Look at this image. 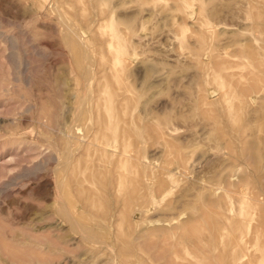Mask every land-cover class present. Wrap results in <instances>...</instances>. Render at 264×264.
<instances>
[{
	"label": "rangeland",
	"instance_id": "rangeland-1",
	"mask_svg": "<svg viewBox=\"0 0 264 264\" xmlns=\"http://www.w3.org/2000/svg\"><path fill=\"white\" fill-rule=\"evenodd\" d=\"M99 7L104 13L111 9L110 18L101 26ZM263 17L264 0H0V264H122L117 246L120 233L140 245L132 254L123 250L122 256L129 264H137L140 257L142 264H168L167 255L162 254L163 239L179 241L175 229L189 221L205 227L202 238L207 237L221 212H228L227 207L238 209L242 193L236 190L237 184L246 180H250L249 193H260L263 201L260 209L248 208L256 222L264 213V83L248 102L244 100L243 87L231 90L224 84L238 79L251 81L250 74L264 76V51L255 50L249 40V35L256 34L251 26ZM64 18L72 22V27L69 21L66 25L77 28L79 42L86 46L91 59L89 88L105 79L108 88L116 90L118 85L109 76V65L116 68L122 63L116 66L111 62L117 53L115 48L122 45L129 59L118 69L123 73L121 80L133 90L129 96L132 101L134 97V103L127 106L130 114L143 117L152 110L160 119L168 117V124L176 127L177 148L171 152L160 149L158 138L150 133L140 142L132 135L124 137L129 142L133 139V144L140 143L141 179L149 183L154 200L144 212L133 210L123 222L121 205L109 184L111 175L94 177L98 153H85L90 140L83 130L86 125L71 120L78 73L71 49L61 38L65 36V26L59 19L64 22ZM115 29L121 37L119 41L112 40L116 43L112 42L113 48L107 40ZM260 37L264 38V33ZM217 48L224 49L227 55L210 58L207 53ZM241 53L244 55H236ZM222 66L227 67L226 73ZM204 68L210 73L207 78L203 77ZM215 76H220L223 85L213 80ZM225 87L229 89L228 98L217 104ZM202 90L211 106L200 102ZM224 104L238 110L242 107V124L249 126L248 132L235 140L239 148L236 156L214 140L211 117L207 116L210 121L203 120L202 109L219 112ZM134 123L145 126L144 119ZM68 137L73 143L72 156L64 161L62 153ZM117 140L121 143L118 137ZM179 147L182 151L177 153ZM66 162L68 168L63 167ZM73 177L80 181L78 185ZM61 188L72 192L78 217L94 235L101 234L102 240H84L82 232L71 230L61 218L57 211ZM104 190L111 193L107 195ZM233 193L240 195L237 200ZM87 196L94 202L92 207L82 206ZM261 218V237H254L251 253L254 259L263 254L258 259L264 261V214ZM202 240L192 241L193 245L182 240L186 250L182 255L193 260L189 250L196 243L204 245L206 238ZM187 242L192 249L187 248ZM143 245L147 246L145 250ZM182 255L181 260L178 257V262L172 260L169 264H190Z\"/></svg>",
	"mask_w": 264,
	"mask_h": 264
},
{
	"label": "bare ground",
	"instance_id": "bare-ground-1",
	"mask_svg": "<svg viewBox=\"0 0 264 264\" xmlns=\"http://www.w3.org/2000/svg\"><path fill=\"white\" fill-rule=\"evenodd\" d=\"M101 3L102 2L98 3V5H100ZM79 4H80V2H79ZM98 10H99V14H100L98 25L101 26V23L103 21L104 22L106 20L108 21V18H110L111 9L108 8V11L107 12L105 11V13L103 12L104 10L100 7ZM101 12H103V13H101ZM259 16H257V17H259ZM65 18H64V20H65ZM59 20H61V23H63L65 26V34L63 33L65 36H64V38L63 37H61V38L63 40H65L63 42H65L69 46L68 48L71 49L70 52L72 53V56H73V64H74L75 68L77 69V73H78L77 79H76V87H75L77 89V91L74 94L75 101H74L73 111L71 113V117H72L71 120L74 122H78L79 124L86 125V127L84 126L83 130H86L85 135H87L90 140L88 139L89 142H88V145L85 149V153L88 152L87 154L89 155L90 150L92 152L98 153V159L95 162L96 166L93 168L95 170L94 171L95 172V175H94L95 178H97L98 175L99 176H103V175H109L110 176L111 175L109 184L111 186V189L113 190V194L116 197L117 202L120 203V205H121V209H120V215H121L120 219L121 220L120 221H122V220L126 219L127 216L129 215V213H131L133 210H137L138 212H141V211L144 212V208H146L148 205H150V203H152L154 200L153 199L154 194H153L151 187L149 186V183L147 182V180L143 181V179H141V174H140L141 170L139 169V167H140L139 161L141 158L140 145H139L140 143L139 144H133V139H130L131 140L130 142H132L130 144V142L127 141V138H124V137H126V136L129 137L130 135H132L133 138L135 137L137 139V142H138V140L140 142L145 136H148L150 133L152 136L158 138L159 143H160V149H163V151L169 150V152H171L170 149L173 150V149L177 148V145H175V142H174V139H176V137L174 136L175 132H176V127L168 124L169 123L168 119H167L168 117L166 118V117L162 116L163 117L162 118L160 116L161 117V119H160L157 116L158 114L156 115L155 113L152 112V110L148 111L143 117H141L137 114L136 115L130 114L129 110L127 109V106L132 105V103H134L133 102L135 100L134 97L131 96V98H133V101H132L130 99V96H129L130 92H133V90L131 88H129V86L125 85V83L122 81L123 80L122 79L123 73H121V71H120L121 75L119 76L120 73H119V69H118L119 65L122 67V65H125V63L129 59L128 58L129 55L124 54L125 52L122 49V45H118V47L115 48V52L117 51V53L114 54L112 59H111L112 60L111 62H113L115 64L122 62L121 63L122 65L118 64V66H117V64H116V66H117L116 67L117 69H116L114 67V65H112V63L111 64L108 63V64H110L109 65V68H110L109 76L112 78L113 82H116L117 84L116 83L115 84L118 85L116 87V90H113V91L110 90L108 88L109 82L107 83V80L103 79V77H101V79H103L104 81H102V82L99 81L97 85L95 84L96 87H94L93 89H91L92 88L91 85H90L91 88H89L90 86L88 84V80L91 79L89 77L93 74H91V68L89 69V65L91 64L90 63L91 61L88 62L90 58H89V55L87 52V48L85 45H84L85 47H83L82 42L81 43L79 42V39H81V38L80 37L78 38V34L76 33V32H78V30L77 31L75 30L77 28H75V29L71 28L72 22L69 21V19H68L69 23L71 22V27H70V26H68V25H70L69 23L66 25V23L68 22V21H66L67 19L64 22L62 19H59ZM261 20H262L261 22L259 21V22L254 23L253 25L251 24L252 25L251 28L254 30V32H256V34L253 33L252 36L249 35V37H250L249 40L251 39L250 41L253 43L254 49L258 50V51L259 50L264 51V38L260 37V34L264 33V17ZM104 22H103V24H104ZM180 27H183V26H180ZM102 29H104V28H101V30ZM210 30H211V28H210ZM211 33H209V34H211ZM102 34H103V32H102ZM119 34H120V32L118 33L116 31V29L114 30L113 33H110L109 38H108L109 40H107L108 44H112V45L116 44L112 40L116 39V40H114L115 42L119 41V39H120L119 37H121V35H119ZM201 36L203 37L204 34L202 33ZM112 45H110V46L112 47ZM114 47H115V45L113 46V48ZM83 48L84 49L86 48V49L84 50ZM221 49L222 48H217L216 50L207 53V55H210V58H213L214 55H216L217 57H219V55H220V57H221V55H227L226 54L227 52L224 49H222L223 53H224V54H222ZM111 50H113V49H111ZM252 52L255 53V51H252ZM118 53H120V54H118ZM127 53H128V51H127ZM112 54L113 53L111 52V55ZM111 55H109V57ZM236 55H244V54L241 53V54H236ZM102 60H104V59H102ZM221 64H224V62H222ZM98 65L100 66V62ZM114 68H115V70H114ZM123 68H124V66H123ZM225 68H227V67L226 66L221 67V70L222 71L224 70V73H226ZM229 68H232V67H229ZM261 68H263V67H261ZM204 69L205 70H203V77L206 76V78H207L208 77L207 73H208V75H210V73L206 68H204ZM107 70H108V68H107ZM121 70L124 71L123 69H121ZM261 74L262 73L255 74V75L250 74L249 78L251 81H244L243 82V81H240L238 79V80L231 81V82L227 81V83L224 85H227V87L231 90H233V89L238 90L239 88L241 89L243 87V93L245 94L243 97H244V100L247 101V100H249V96H251L256 91H258V89L264 83V78H263L264 76L261 78V76H262ZM231 75H229V76H231ZM99 79H100V77H99ZM213 80L218 81V82L220 81V85H223V81L221 80L220 76L218 78H217V76H215ZM227 87H225V90L221 93V96L218 97V99L216 100V103L218 102L220 104L221 101L226 102V99L228 98V93H229V89ZM89 89H91V90H89ZM204 91L202 92V94L199 92L200 102H202L204 104H208L211 106L212 102L207 99L205 94L203 95ZM71 96H73V95H71ZM198 98H199V96H198ZM129 100H131L132 102L131 101L129 102ZM127 103H128V105H127ZM216 103L214 102L213 104H216ZM202 106H204V105H202ZM207 107H209V106H207ZM207 107H203V108H207ZM211 109L212 108L205 109V110L202 109V111H203L202 114L204 113L203 116L204 115L206 116V117L204 116L203 120H206L207 116L211 117V121H210V119H207V120H209L211 123L214 124L213 125L214 126L213 127V129H214V133H213L214 134V136H213L214 140H217L218 144H220L222 146V148H225V151L227 150L228 154H230L232 156H236L238 154L239 148H237L238 144L236 145L237 142H235V140L238 139L240 136H244V134L246 132H248V129H249L248 128L249 126L247 124H242V117H241L242 107H241V110H238V108H235L232 104H224V105H221V107H220L221 111L219 110V112H217V111L215 112V110H214L213 111L214 113L210 112ZM128 112H129V115L127 114ZM220 117H222V119H220ZM137 119L138 120L144 119L145 120V126L144 125H142V126L141 125H138V126L135 125L134 122ZM219 120L221 122H223V125L220 124ZM72 121H71V123H72ZM137 122L139 123V121H136V124H138ZM71 123H69L68 125H70ZM207 123H209V122H207ZM217 123H218V125H216ZM79 124L76 125V123H74V125H76V126H79ZM70 126L68 128L66 127L68 129L67 131H69V132L71 131ZM73 128H75V127L73 126ZM77 130H79V128ZM211 130H212V128H211ZM74 133H75V131H74ZM81 133H80V135H81ZM226 133L227 134L230 133L231 135L228 134L226 137L225 136ZM67 134H68V132H67ZM70 134H71V132H70ZM76 134L77 133H75V135ZM70 137H72V136L70 135ZM117 137L120 139L121 143L118 142ZM83 138H82V140H83ZM68 139H69V137L67 138V142L64 144V147H63V153L62 154L64 155V157H62V159H64V161H69L70 156H72L71 155L72 154V151H71L72 145L71 144H73V143H71V141H69L70 139L69 140ZM78 140H80V138H78ZM125 140L127 142H125ZM83 142H84V140H83ZM81 144L82 143H80L79 146ZM73 149H74V146H73ZM180 150H181V147H179L177 149V153H180ZM166 154H167V152H166ZM179 155H180V157L182 156V154H178V156ZM182 158H184V157H182ZM195 159H194V161H195ZM198 159L199 158H197L196 160H198ZM71 160H72V158H71ZM188 161H190V160H188ZM62 162H63V160H62ZM88 162H86V164ZM64 163H62V164L64 165ZM193 164H191V165H193ZM66 165L68 166L69 163L66 162V164L63 167H65ZM186 165H187V163H186ZM232 165H233V163H232ZM73 167L76 169V166H73ZM65 168H68V167H65ZM76 170H75V172H76ZM75 172L73 174H75ZM144 173H145V171H144ZM228 174H229V172H228ZM172 176L168 175V178H170V177L172 178ZM107 179H108V177H106L105 180H107ZM74 180H75V177H73L72 181L74 182ZM173 180H175L174 176H173ZM75 181H76V185H78V182L80 183L79 180L78 181L75 180ZM170 181H172V180H170ZM151 182H153V181H151ZM249 182H250V180L249 181L246 180L240 184H237L238 189L236 188V190H239L242 193V196L234 195V193H233L232 197H234V196H235V198H236V196L241 197V199H239V201H238L240 203V206L239 207L237 206L238 209L227 207L228 212H226V211L221 212L219 217H217V219H214V221L212 222L213 224L211 223L212 226L210 227V234H208L207 237H205L206 241H205L204 245H200L198 243L194 244L193 247L190 245L193 248L192 249L190 247L192 250H189V251H192V253H193V256H192L193 260H190L189 258L185 257V256H187V254L185 256H183L186 250L182 245H184L183 242H186V240H188V241H190V243H192V241L201 242L202 239H205L204 237L202 238V234H203L205 227L202 228L201 224H197V223H195V221H194L195 224L193 223V221H192V223H193L192 224L189 221L190 224H188L187 222H186L187 223L186 224L184 222L181 225L177 226L175 229V234L177 235L176 237H178L180 242L179 241L171 242L169 240L171 242L170 243V242H167L168 240L163 239L165 242H163L164 245H162L163 250H164V251H162V254L164 255V253H165V255H167V258H168L167 261L168 262H166V263L169 264V263H171L172 260L177 261L178 257L181 260L182 258H180V257L182 254H183L182 257L186 258L184 261L190 260L189 261L190 264H255L253 262L261 261L262 259H258V257H262L263 254H261V256H257L254 259V256L251 253V246H252V242L254 241L253 240L254 237L257 235L259 237L261 235V234L259 235L258 233H259V228L261 226H263V221H262L263 218H261V217L263 216L264 213H260L259 219L256 222H253L252 218L249 216V212H248L249 209L248 208L260 209L261 208L260 203L263 201H261V199H259V198H261V196L259 197L260 193H258L259 195L254 193V192H253L254 193L253 195H251V193H249L250 192ZM231 184L233 185V182H231ZM227 186H228V184H227ZM211 188H213V187H211ZM66 189H67V187H66ZM80 189L83 190L82 188H80ZM77 190L79 191L78 187H77ZM77 190H75V191H77ZM94 190H96V189H94ZM107 190L111 191L109 189H107ZM67 191H69V189L65 191V188L64 189L61 188L59 195H58L59 201L57 202L58 203L57 204L58 205L57 211L61 215V218L69 225L71 230H73L75 232H82V236L84 237V238L83 237L82 238L84 240H87L89 242L90 241L93 242L94 240L95 241L96 240H102L101 234L100 235H97V234L94 235V233L91 232L92 230L90 229V227L82 220V218H80L81 216L78 217L79 216V215H77L78 207L76 206L77 203L76 204L74 203L77 201L73 202L71 199V197H73V196L70 197V195H72V192H71V194H69V192H67ZM104 191H106V190H104ZM108 191H106L104 193H106V194L111 193ZM162 191H163V189H162ZM107 195H109V194H107ZM111 198L112 197L110 196V199ZM156 198H158V197L156 196ZM94 199H96L95 196H94ZM235 200H237V198ZM103 202H105V201H103ZM108 202L110 203L111 201L109 200ZM113 202H114V200H113ZM93 204H94V202L91 201L89 199V197L87 196L83 200L82 206L83 207H86V206L92 207ZM104 204H105V206H107L106 203H104ZM82 206H81V208H82ZM112 206H114V205H112ZM117 208H118V206H117ZM118 209H116V210H118ZM81 210L82 209H79L80 214H82ZM113 211H114V209H113ZM259 211H261V210H259ZM92 212H94V211H92ZM109 214H111V212ZM256 214H257V212H256ZM84 215H82V216H84ZM111 217H113V216H111ZM84 220L86 221V218ZM106 220H107V218H106ZM209 220H208V222H209ZM116 221H118V220H116ZM87 222H90L89 219ZM149 222L151 223L152 221H149ZM94 223H96V222H94ZM152 223H154V222H152ZM206 225H207V223H206ZM95 230L98 231L97 228ZM166 234L167 233H165V236H166ZM125 236L122 233L118 234L117 241L119 239H120V241H119L117 246L119 247V251L121 250V252H120V257L122 259L121 263L122 264H129L127 259L123 258V256H122L123 250L130 251L131 252L130 254H132L136 249L139 250L138 247L140 245L137 246V244L131 243L130 241H128V239H130V238L126 239ZM182 240H183V242H182L183 244L181 243ZM114 241L116 242V240H114ZM148 241L151 242V240H148ZM105 242H107V241H105ZM105 242L103 241V243H105ZM145 242L143 244L146 245L147 243H145ZM254 243H255V241H254ZM153 244H155V243H153ZM111 245L112 244H110L109 246H111ZM192 245H193V243H192ZM141 246H142V242H141ZM159 246H161V244ZM188 246H189V243L187 244V248H188ZM143 247H144V245H143ZM145 247H147V246H145ZM145 247H144V250H145ZM190 248H188V249H190ZM146 249L148 251V248H146ZM159 253L157 254V256L159 255ZM140 254H142V253H140ZM160 256H158V257L160 258ZM114 257H116V256H114ZM158 257H157V259H158ZM138 258H139V256H138ZM139 259L141 260V257ZM152 259H153V257H152ZM160 259H162V258H160ZM140 260H138L137 264H142ZM154 260H155V258H154ZM169 260H170V262H169ZM254 260H256V261H254ZM180 262L178 264L186 263V262H182V261H180ZM158 263H159V261H158ZM130 264H134V263L131 262ZM260 264H264V261H261Z\"/></svg>",
	"mask_w": 264,
	"mask_h": 264
}]
</instances>
